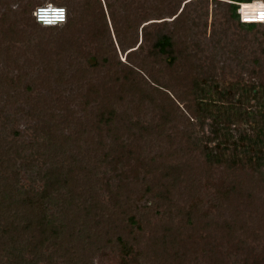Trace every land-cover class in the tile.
I'll return each instance as SVG.
<instances>
[{"label": "rangeland", "instance_id": "1", "mask_svg": "<svg viewBox=\"0 0 264 264\" xmlns=\"http://www.w3.org/2000/svg\"><path fill=\"white\" fill-rule=\"evenodd\" d=\"M54 1L0 0V264H194L189 257L175 260L178 234L199 239L208 224L222 248L233 252L236 245L225 235L235 224L237 239L239 228L247 225L246 248L264 252V167L209 165L204 149L212 121L193 118L202 101L195 78L210 72L225 80L264 75V44L255 41L262 39L264 27L241 43L244 58L236 63L221 52L214 57L213 44L239 32L245 36L226 15L225 4L237 2L155 0L150 4L156 8L158 3V20L151 22L158 26H148V42L127 59L97 0H76L83 9L69 14L75 19L70 28L35 27L34 9ZM115 9V19L122 21L123 4L116 2ZM109 29L116 51L106 46ZM157 32L174 38L173 64L149 53ZM80 33L105 43V67L90 69L37 47L56 34L69 39ZM17 40L29 41L25 49L32 52L26 55L40 48L41 54L8 58V47L23 53ZM90 46L95 53L96 45ZM17 75L52 84L18 87L12 84ZM203 88L200 94L207 95L214 112L221 105L230 111L232 105L247 111L259 105L261 87ZM103 116L113 118L112 126L102 122ZM244 119L239 130L250 131L253 120ZM243 145L235 152L246 160ZM131 215L139 221L132 229ZM261 228V238L256 237L253 231ZM119 237L140 254L139 262L126 254ZM202 259L201 264H215L207 254Z\"/></svg>", "mask_w": 264, "mask_h": 264}, {"label": "trees", "instance_id": "2", "mask_svg": "<svg viewBox=\"0 0 264 264\" xmlns=\"http://www.w3.org/2000/svg\"><path fill=\"white\" fill-rule=\"evenodd\" d=\"M134 2H128V0H114L113 2L111 0H97L103 6L107 13L108 17L111 21V28L113 31V34L116 38V43L118 44V48L121 53H127V59L130 55L133 53L135 54L137 51L143 48V45L148 42V26H158V22H151L152 20H158V3L157 7L154 8L151 6V2L155 0H133ZM237 3L241 2H251L254 0H231ZM256 3L263 2L264 0H255ZM119 2L123 4V12L124 15L122 17V21L119 19H115V3ZM158 2V0H157ZM188 3V2H187ZM187 3L184 4L181 14L185 11V8L187 6ZM54 4H57L58 6H65V8L68 11V19L65 24H62L67 28H70L75 23V19L69 16L71 13L72 15H79L81 13V10L83 9V6H81L80 3H78L76 0H56L54 1ZM43 5V3L39 4L38 6ZM37 6V7H38ZM227 6V12L226 15H229L230 18H232L233 22H235L237 29L241 31H246L244 34L245 36L242 37V34L239 32L237 34V38L229 39V37L225 38V43H222V40L219 39L214 42L213 48L214 57H216L220 52L221 56L225 57V59L233 60L236 63H239L244 58V48L241 45V43H247L249 42V39L247 36L249 33L256 31L259 26L264 27V23H242L239 19L238 15V5L227 3L225 4ZM36 9V8H35ZM34 9V10H35ZM154 9V10H153ZM153 10V13H152ZM70 11V12H69ZM34 12V11H33ZM180 14V15H181ZM180 15H178L176 18H178ZM227 17V16H226ZM34 18V17H33ZM106 20V19H105ZM229 20L227 19L225 21V24H228ZM258 22V21H254ZM35 27H37L38 24L34 18ZM250 23V22H249ZM137 24V25H136ZM34 26H27V28H33ZM42 26V25H41ZM60 26V25H58ZM54 26V27H58ZM121 26L127 28L126 32H122ZM54 27H45L46 29H54ZM43 26V29H45ZM141 28V42L139 43V34ZM236 30V29H235ZM225 36H227V31L222 32ZM73 34V33H72ZM109 38L107 40V45L111 48L113 47L116 51V45L111 37V32L109 29L108 32ZM134 35L137 36V40L134 42ZM111 39V43L109 42ZM42 41V40H41ZM256 43H258L259 46L264 44V34L262 39H255ZM19 44H22L23 47L20 48L23 53H17L13 54V49L8 47V50L6 52L8 58H17L22 59L26 58L29 60L30 55L34 57V59L38 58L39 54H41V48L38 49L37 52H33L30 55H26V53H30L32 51H28L26 48V43L29 41L19 42ZM17 43V44H18ZM109 43V45H108ZM39 45L37 47L43 46L50 49H54L55 56L58 57L60 60L63 58H67L69 61H77L79 63L84 62L85 66H87L90 69H100L102 67H105L109 63V58L106 54H103V48L105 46V43H100L99 41L95 40L93 36H89L84 34L79 35H70L69 39L62 38L60 34L54 35L52 38H48L46 40L43 39L42 42H38ZM90 44H95L96 49L95 53L92 52ZM111 44V45H110ZM16 45V44H15ZM175 41L174 38L169 34H161L154 37V40L151 43L150 51L154 57H162L170 64H173L172 62H175L177 60L175 54ZM33 48H36L35 46ZM261 54H264V46H261ZM19 49V48H18ZM109 50V49H106ZM223 57V58H224ZM215 60V59H214ZM255 63H260V59L256 57L254 59ZM28 62V61H24ZM30 80V81H28ZM12 84H17L18 87H51L52 84L49 81H44L38 78L33 79L32 77H27L23 79L21 75H17L15 79H12ZM194 87H196L195 93L200 95V99L202 101H199V104L196 108V111H194V119L199 120V122H204L207 119H211V137L207 139L208 144L214 143V145L209 146L208 144H205L204 149V157L205 160L209 165H225L229 166L233 169L242 168L246 165H250L255 167V170L261 169V167H264V157L261 154V150L264 149V75H254V74H248L246 76L244 75H233L232 79L225 80L222 78L216 77V75L212 72H210L208 75L203 77H197L194 79ZM203 87H261L260 93L258 97V103L259 105H256V110L253 111H247L243 108L238 109L236 106L230 107L232 108V111H230L228 108L223 107L221 105L222 110H219L217 112H214L207 102V95L204 94L202 96V93H205V89ZM201 93V94H200ZM219 102L223 103L224 96L219 94ZM256 97V98H257ZM260 101V102H259ZM210 104V103H209ZM225 108V109H223ZM245 118H251V124L253 127H251L250 131L239 130L238 124L242 122ZM102 122L106 126H112L113 118L112 117H102ZM234 131H238V135L234 133ZM243 143L244 145V154L246 157V160L243 159V157L240 155V153H236L239 148V146ZM231 147H234V149L231 151L232 153H227V150ZM251 149L254 150L255 154H251ZM236 151V152H235ZM248 163V164H247ZM257 168V169H256ZM235 184V183H234ZM233 184V191L236 190L237 186ZM195 207L192 211L189 210L188 218L190 225H193V218L192 213L194 212ZM245 209L246 205H245ZM243 210V209H242ZM244 212V211H243ZM246 215V214H245ZM237 217V216H236ZM138 220L135 216L131 215L129 218V225L131 229L134 225L138 224ZM237 223V222H235ZM259 223L262 225V221H259ZM217 224V223H216ZM229 226V225H228ZM139 227V225H138ZM230 233L229 231L225 236L228 235L229 241H232L231 245H236V248H234V252L230 249L224 250L221 245V243L217 240L216 234L211 233L210 224L205 226L206 234L205 236H201L199 239L194 238L191 235H181L183 232L178 234L177 237V244L180 247L177 252L174 253V256H176V261L178 263L184 262L186 258H190V261H194V264H201L203 262V259L206 254L208 255L210 261H214L215 264H264V252L257 253L254 248H246V236L248 227L247 225H242L239 228V231L242 232V236L237 237L239 239L235 238V224H231ZM238 228V226H236ZM262 228L258 231H253L254 234H256V237H260V233H263ZM132 233V230L131 232ZM188 233V232H187ZM187 238V239H186ZM185 239V240H184ZM236 240V241H235ZM119 243L124 247L126 254L133 255V259L136 260V262L140 261V254H134V248L130 243L126 240H124L122 237H119L118 239ZM230 245V246H231ZM183 247L186 249V251L183 252ZM190 250V251H189ZM193 250V251H191ZM207 250V252H206ZM189 252V254H188ZM173 256V258H174ZM234 256V258H233ZM232 258V261H230ZM144 259V258H143ZM243 261V262H241Z\"/></svg>", "mask_w": 264, "mask_h": 264}, {"label": "built area", "instance_id": "3", "mask_svg": "<svg viewBox=\"0 0 264 264\" xmlns=\"http://www.w3.org/2000/svg\"><path fill=\"white\" fill-rule=\"evenodd\" d=\"M237 5H238L239 19L242 23H249V22L264 23V1L256 3V1L254 0L251 2L237 3ZM60 10L65 11V21H55L53 25H48V26H45L44 22L39 20L38 15H34V13H38L41 11H60ZM33 17L35 18L38 24L44 27H54L66 23L68 19V11L65 7L46 3L36 7V9L33 12ZM254 21H258V22H254Z\"/></svg>", "mask_w": 264, "mask_h": 264}, {"label": "clouds", "instance_id": "4", "mask_svg": "<svg viewBox=\"0 0 264 264\" xmlns=\"http://www.w3.org/2000/svg\"><path fill=\"white\" fill-rule=\"evenodd\" d=\"M38 15L39 20L43 21L45 26L53 25L55 21H65V11H41L34 13ZM262 20V19H261Z\"/></svg>", "mask_w": 264, "mask_h": 264}]
</instances>
